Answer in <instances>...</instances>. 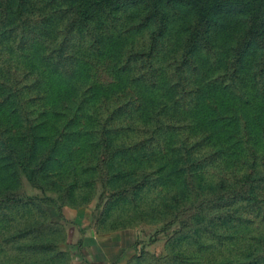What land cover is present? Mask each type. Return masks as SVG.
Instances as JSON below:
<instances>
[{
  "label": "rangeland",
  "instance_id": "rangeland-1",
  "mask_svg": "<svg viewBox=\"0 0 264 264\" xmlns=\"http://www.w3.org/2000/svg\"><path fill=\"white\" fill-rule=\"evenodd\" d=\"M0 0V264H264V0Z\"/></svg>",
  "mask_w": 264,
  "mask_h": 264
},
{
  "label": "crops",
  "instance_id": "crops-1",
  "mask_svg": "<svg viewBox=\"0 0 264 264\" xmlns=\"http://www.w3.org/2000/svg\"><path fill=\"white\" fill-rule=\"evenodd\" d=\"M136 236L123 231L113 236L86 235L72 264H135L139 260Z\"/></svg>",
  "mask_w": 264,
  "mask_h": 264
},
{
  "label": "trees",
  "instance_id": "trees-1",
  "mask_svg": "<svg viewBox=\"0 0 264 264\" xmlns=\"http://www.w3.org/2000/svg\"><path fill=\"white\" fill-rule=\"evenodd\" d=\"M121 0H74L73 16L70 18L69 25L78 27L85 25L92 17L99 14H110L111 9L118 5ZM200 1V0H199Z\"/></svg>",
  "mask_w": 264,
  "mask_h": 264
}]
</instances>
